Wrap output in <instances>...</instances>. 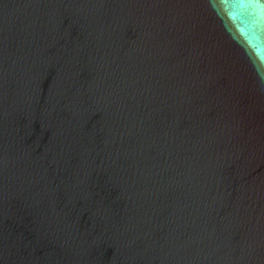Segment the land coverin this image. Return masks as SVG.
<instances>
[{
	"label": "water",
	"instance_id": "obj_1",
	"mask_svg": "<svg viewBox=\"0 0 264 264\" xmlns=\"http://www.w3.org/2000/svg\"><path fill=\"white\" fill-rule=\"evenodd\" d=\"M0 264H264V0H0Z\"/></svg>",
	"mask_w": 264,
	"mask_h": 264
}]
</instances>
